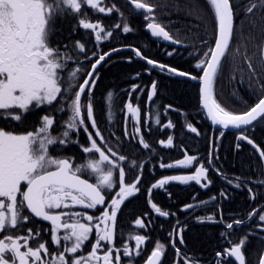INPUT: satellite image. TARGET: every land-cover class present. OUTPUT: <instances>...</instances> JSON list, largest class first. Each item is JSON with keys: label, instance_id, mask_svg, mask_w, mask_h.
<instances>
[{"label": "snow or ice", "instance_id": "obj_1", "mask_svg": "<svg viewBox=\"0 0 264 264\" xmlns=\"http://www.w3.org/2000/svg\"><path fill=\"white\" fill-rule=\"evenodd\" d=\"M104 0H0V264H122L123 256H139L140 246L144 244V235H135V252L125 245L123 249L115 246L117 234V217L125 202L140 192L138 185L141 176L135 175L134 182L126 183V168L121 162L127 160L126 155L118 154L112 147H107L105 137L98 128L95 118L94 90L99 79L98 68L110 52L97 54L90 70L80 60L65 50L61 52L59 47L52 46L50 34L52 25L58 17L75 15L78 18L76 27L83 30H91L95 33V41L111 38L112 31H105L97 22H91L87 16L86 8L90 7L99 13L111 14L119 12L115 5L102 6ZM135 10H142L147 22L146 28L150 30L151 36L162 37L164 41L173 44L183 43L174 38L165 26L157 22L155 17L156 6L148 0H128ZM208 11L211 12L213 21L211 40L201 36V42L206 48L197 57L192 71L179 70L176 67L159 63L154 59L147 58L139 49L133 48L135 56L146 61L152 68H158L161 72H167L175 76L198 82L200 106L206 111L207 118L213 125H219L222 129L229 127L242 129L237 136L238 141H245L251 145L264 160V150L246 134L247 129H254L256 124L261 123L264 118V0H245L246 7L237 4V0H205ZM236 8L243 12L241 20H237L239 13ZM257 12H260L257 18ZM151 14V15H149ZM193 14L192 11L189 12ZM207 12L198 8L197 19L201 21L205 35L208 32V23L204 20ZM249 27V33L243 32L244 21ZM120 28L121 24H116ZM239 28V31L237 30ZM259 29L261 33V44L259 54L254 60L251 56L244 58L249 80L257 85L253 88V94L257 96V102L240 113H234L226 109L214 95V84L222 75L224 61L227 60L231 46L234 42L239 43L242 39L250 42L255 37L251 30ZM123 33L127 34L133 29L124 23ZM103 34V36H102ZM87 38V32L85 33ZM239 52L240 49H235ZM73 52L86 53V46L81 41H75ZM173 53L169 52L171 56ZM192 55V53H190ZM235 58L234 56L232 57ZM85 59H89L86 55ZM130 59V58H129ZM151 75V69H146ZM139 76V73H137ZM251 86V85H250ZM140 85L134 84L128 92V101L123 105L130 114L135 136L138 144L144 149L150 148L141 134L140 122L141 111L138 106L131 102L132 93L136 92ZM143 91V89H140ZM157 95V81H152L147 101H153ZM139 97H137L138 101ZM109 104L113 101V93H107ZM103 101H100L102 103ZM44 107L55 113H62V131L53 134L56 123L53 115L45 114L41 117L39 126L34 131L17 134L10 122L23 124L24 117L37 109ZM171 108V105H168ZM113 113L109 112V119ZM128 118L125 116V137ZM156 123H160L159 116ZM89 125L94 132L89 131ZM166 127L172 128L169 122ZM187 128L192 133H198L193 124L188 123ZM82 130L90 146H83L86 154H98L86 163L75 164L71 158L57 157L50 149L55 145L65 146L70 143H80L78 137L72 138V133ZM224 132H220L222 137ZM95 137V138H94ZM101 141L97 143V139ZM164 143V141H160ZM173 144V137H167V146ZM241 145L236 144L239 149ZM213 149L209 150L207 163H213L211 157ZM217 159L219 157L217 156ZM198 157L187 155L178 160L177 164H161V168L182 167L189 168ZM137 167L133 160L129 165V172ZM220 173V170H216ZM208 168L201 164L191 175H171L160 179L148 189L151 195L152 189H160L170 181H179L187 184L195 181L197 185L202 180H207ZM88 176H94V182H90ZM237 180L239 178L237 177ZM232 183L231 180L228 181ZM264 184V180L259 181ZM235 187L240 188L241 183ZM118 191L110 195L114 189ZM250 198L255 199L252 189L249 188ZM220 195L227 198L221 191ZM215 200V197H212ZM206 203V202H205ZM80 207L82 209L99 210V215L87 214L86 212L73 211ZM160 216L167 217L170 213L161 211L155 203L151 204ZM194 207L188 204L182 211H188ZM50 222V242L58 249L51 252L48 243L41 235L42 230L37 228H25L30 220V215ZM258 215L261 231H264V209H256L248 214V219ZM203 222V218H200ZM208 221H214L213 216L207 217ZM222 222V221H221ZM244 223L243 219L227 222L225 227L232 230L234 226L239 227ZM135 225L145 227L140 219ZM15 230V231H12ZM25 231L26 235L18 234ZM176 239L171 240V245L180 255V249L176 247L184 244L183 228L175 229ZM62 233V234H61ZM94 234V237H93ZM229 236L230 233H222ZM94 238L90 251L86 255L80 254L86 242ZM63 242V243H62ZM248 235H245L233 243L228 241L230 247L224 252H217L216 256L222 258L223 264H247L245 247ZM165 245L156 243L154 250L147 256L145 264H160ZM23 249V250H22ZM102 253V254H101ZM131 264V261H129ZM189 264H199L198 261L189 260ZM258 264H264V255H258Z\"/></svg>", "mask_w": 264, "mask_h": 264}, {"label": "trees", "instance_id": "obj_2", "mask_svg": "<svg viewBox=\"0 0 264 264\" xmlns=\"http://www.w3.org/2000/svg\"><path fill=\"white\" fill-rule=\"evenodd\" d=\"M111 5H116L120 0H109ZM121 2L122 24L119 31V36L115 27V15L112 17L106 16L104 13H99L96 10H86L92 15H96L95 19L102 20L105 31H112L111 38L102 39L100 42L95 41V34L92 31L81 30L80 37L73 35L76 39H88L90 53L106 52L120 46H132L139 49L144 56L156 60L159 63L176 67L179 70L192 71L193 65L197 62L196 58L201 56V53L206 50L200 37L211 40L213 21L211 12L208 11V5L205 0H148V2L156 6L155 17L157 22L165 26L174 38L180 39L183 43L179 46H171L164 40L151 36L147 30L146 24L148 21L144 19V14L138 13L131 9V6L125 1ZM109 6V3L108 5ZM202 7L206 12L204 20L208 23V32L205 35L204 28L201 26V21L197 19L198 8ZM193 14L190 15L189 12ZM239 13L237 20H241L243 12ZM264 11V10H262ZM257 12V18L260 16ZM151 15V14H149ZM93 20V19H92ZM127 23L133 31L125 34L122 31L123 24ZM68 20L65 18L59 28L61 37L68 34ZM106 24H109L107 27ZM239 31V28L237 29ZM249 27L246 20L244 21L243 32L247 35ZM87 32V38L85 33ZM252 36L255 38L250 42L241 40L239 43L234 42L228 54V59L224 61L222 75L214 84V95L218 98L227 110L234 113H240L246 110L249 106L257 102V96L253 94L252 89L257 85L249 80V74L246 70V65L243 60L247 56H251L254 60L259 54L261 44V33L259 29L251 30ZM103 36V34H102ZM240 51L236 52L235 49ZM169 52L173 54L168 55ZM192 53V55H190ZM235 57L234 59L232 57ZM79 59V57L77 56ZM130 58V59H129ZM81 60V58H80ZM146 69H151V75ZM89 70V68H86ZM139 73V76H137ZM152 81H157V95L147 106V94L150 91ZM138 84L140 88L132 93L131 101L134 105L140 107L141 111V134L146 142L150 144V148L144 149L136 143L123 146V141L119 142V146L126 148V153L138 158V163L144 165L142 173V182L139 196L136 198L135 211H138V216L152 213V209L147 197L149 185L154 181L150 176H159L167 171V168H161L163 164H174L184 155L183 149L199 153L202 157L207 156L211 147V127L202 116L199 110V85L198 82L175 76L167 72H161L158 68H152L146 63L136 60L132 51H121L113 54L100 67L99 81L94 90L95 109L99 114L106 107L107 93H113L114 110H119V114L123 119L122 110L124 103L128 99V92L132 85ZM251 85V86H250ZM140 89H143L141 91ZM137 97H139L137 101ZM100 101H103L100 103ZM108 101V100H107ZM114 101L118 104L114 105ZM168 105L172 107L169 108ZM186 111H191L194 119L187 117ZM181 115L183 116L181 118ZM159 116L160 123H156V118ZM171 122L172 128L166 127ZM3 122H0L2 125ZM15 129V132L25 133L34 131L39 124L23 122H10ZM191 123L197 128L199 134L188 131L187 124ZM221 131H216L213 138V150L216 151L218 159V167L220 173L213 171L209 174L206 182L211 181L214 188L225 193L227 198L218 196L216 203L220 204V209L216 214L219 218L220 211L223 213L222 220L224 222H234L236 219H243L244 223L239 227L234 226L232 231L233 240L248 235L249 247H245L247 254V264H258V255L264 248V231H259L257 225L260 223L258 215L252 219H248V214L255 208L261 206L264 209V184L259 181L264 180V166L257 153L246 143L237 140L234 133L224 132L220 136ZM246 134L256 142L262 150H264V118L261 123L256 124L254 129H248ZM173 137V144L167 146V137ZM124 139V137H122ZM164 141V143H160ZM239 143L241 147L236 148ZM135 144V145H134ZM131 148V151H127ZM151 168V169H150ZM237 177L239 180H237ZM152 178V177H151ZM152 180V181H151ZM232 183L229 184L228 181ZM151 181V182H150ZM236 183H241V187H235ZM186 187H193L189 184ZM195 187V186H194ZM249 188L252 189V194L255 199L250 198ZM178 190V187L176 188ZM143 195V198H140ZM185 194H182L184 196ZM210 195H216L212 191ZM152 199L162 208L170 209L172 202L166 198L152 195ZM206 214L211 213L208 209ZM29 222L24 225L29 227ZM15 231V230H13ZM215 234L212 236L207 227L192 229L188 235V240L191 246L187 249L189 254L197 257L201 261L210 259L216 255V252L221 250V247H214L225 242V239L220 235L217 229L212 230ZM155 239L157 237L165 238V222L161 221L155 225ZM219 237H221L219 239ZM171 255L167 256L165 264H175L173 257V249L169 250ZM180 264V263H178ZM182 264V263H181Z\"/></svg>", "mask_w": 264, "mask_h": 264}, {"label": "flooded vegetation", "instance_id": "obj_3", "mask_svg": "<svg viewBox=\"0 0 264 264\" xmlns=\"http://www.w3.org/2000/svg\"><path fill=\"white\" fill-rule=\"evenodd\" d=\"M120 1H125V0H120ZM118 1L116 3V7L119 9V12H112L111 14H106V16L112 17L113 14L115 15V25L116 24H122V10H121V2ZM109 3V6H111V1H106L104 0L102 6L105 7H109L107 6ZM237 4H239L241 7H246L245 4V0H237ZM90 7H87L86 10H89ZM132 10L136 11L134 8L131 7ZM239 9V8H237ZM240 10V9H239ZM140 13V12H138ZM143 14V13H142ZM97 16L96 15H92L89 12H87V16L84 17L86 19H95ZM65 18L68 19V29L67 32L68 34H66L63 37H60L59 35V31L57 28V24H56V32L55 30L53 31V43L56 47L59 46V44L61 43L62 45H69L70 42V38L75 34L78 37H80L81 34V28L80 27H76V25L78 24V19L76 18L75 15H67L65 16ZM57 21V19H56ZM107 27L109 26V24H106ZM61 26V25H60ZM119 31L120 28H116V32L119 36ZM99 81V79H98ZM199 110L202 113V116L204 117V119L206 120V116L203 112V110L201 109L200 105H199ZM35 115H31L29 116V119L34 120L36 122H40V119L43 115L45 114H49V115H53L55 118L56 123L61 124V117L63 116L62 113L59 112H55L52 113L50 111H47L44 107H42L41 109H37L35 111ZM187 114V117L191 120L194 119V116L192 115L191 111H186L185 112ZM183 116L181 115V118ZM190 131V130H188ZM247 131V130H244ZM191 132V131H190ZM113 134H115L114 132H112ZM234 134H238L236 132H233ZM197 134V133H195ZM211 149H213V146L211 144ZM64 153H67L71 156H74L75 154H77L78 149L76 150L74 143H70L69 146L62 148L61 150ZM183 151L185 152L186 155H194L196 157H198V161H194L193 165L190 167V169H183L184 170V174L188 175V174H194L195 169L197 167H199L201 164H203L205 167L208 168V173H207V177H209V174L213 171H216L215 168L218 167V159H217V153L216 151L213 150V154H212V161L213 163L211 165H209L207 163L208 159H209V153L208 156L206 157L207 160L206 161H202L205 160V157H202L199 153L193 152L191 151V153L189 151H187L186 149H183ZM80 153H82L83 155H85V153L83 152V150L80 151ZM65 154V155H67ZM184 154V156H185ZM68 156V155H67ZM62 158H68L65 156H59ZM73 161L74 159L71 158ZM87 160L83 163H86ZM75 164H82L81 162H75ZM122 163V162H121ZM129 168H126V183L127 182H134V177L136 175V171L133 169L132 172L128 171ZM88 178L90 182H94V176H88L85 177ZM208 182H206L205 180L201 181V184H207ZM192 185H195V187H183L180 186L178 188V190L173 189L171 191V202L174 206H179L181 208H183L184 206L188 205V204H197V203H201V202H206V205L202 206V205H196L194 206L192 209H189L188 211L185 212V215L182 219V228H183V238L185 243L184 244H179L177 241L176 247L180 249V255L176 254V249L172 247L171 245V240H175L176 236L172 239H168V240H162V241H156L155 240V236L152 234H143V231L139 226L135 225V221L137 220L138 217V211H135V202H136V198H138L139 196H134L129 198L125 204L122 206V210L120 213H118V217H117V234H116V239H115V246L118 248H121V250L123 249V247L125 245H127L130 250L133 251V253L135 252V240H134V236L135 235H144L146 237V240L144 242V244H142L140 246L141 248V253L139 256L133 255L131 257H125L123 256V253L121 251V260H122V264H129V261H131V264H145V261L147 259V256L150 255L151 251L154 250L155 244L156 243H161L164 244L166 247L162 253V257L160 260V264H165L167 262V256L171 255V252L169 251L170 248L173 249L174 253H173V257L175 260V264L178 263H182V264H188L189 261L187 260L186 257H189V251L186 247L191 246V242L188 240V235L191 232L192 229L195 228H200V227H207L210 231V234H212V236L215 234L212 230L213 229H217L220 231V235H222V233H226L227 231H230L228 229H226L225 224L222 221V217L224 216L223 213L220 211L219 213V218L217 217L216 214V210L218 211L220 209V204L216 203L218 200V196L220 195V190L214 188L213 185H209L208 187H202L201 185H197L194 182L191 183ZM118 191V188L114 189L112 191V193H110V195H114L115 192ZM212 191L216 192V195H210L212 193ZM222 191V190H221ZM182 194H185L184 196H182ZM212 197H215V200L212 199ZM143 198V195L140 197ZM208 209V211H210L211 213L206 214L205 210ZM73 211H80V212H86L87 214L91 215V214H96L99 215V210H90V209H82L80 207H77L75 209H72ZM208 216H213L214 217V221H209L207 223H197L196 219L203 217L206 218ZM39 224V222H38ZM37 224V226H38ZM62 234V233H61ZM223 236V235H222ZM94 237V234H93ZM221 237H219L220 239ZM223 238L225 239V242H220L219 245L214 246V247H221V250H219V252H222L223 249L230 247V244L228 243L229 240H231L233 243L234 240L233 238H231L230 236H223ZM94 242V238H90L89 242H86V246L85 248L82 250V252L80 254H84L86 255L87 252L90 251V246L91 243ZM63 243V242H62ZM249 243L247 242L246 247H249ZM51 252H57L60 251L61 249H58L55 245H53V247H49ZM23 250V249H22ZM102 254V253H101ZM222 259V258H220Z\"/></svg>", "mask_w": 264, "mask_h": 264}, {"label": "water", "instance_id": "obj_4", "mask_svg": "<svg viewBox=\"0 0 264 264\" xmlns=\"http://www.w3.org/2000/svg\"><path fill=\"white\" fill-rule=\"evenodd\" d=\"M124 48H120L119 49V51L120 50H123ZM132 50V49H131ZM115 52H117V51H111V54H113V53H115ZM137 59H140V60H143V61H145L144 59H141V58H138L137 57ZM146 62V61H145ZM206 112V111H205ZM209 121H210V123L212 124V122H211V120L210 119H208ZM213 125V124H212ZM215 128H219V129H222V127L221 126H219V125H213ZM224 130H229V131H238V130H242V129H235V128H232V127H229L228 129H224ZM264 161V160H263ZM40 219V218H39Z\"/></svg>", "mask_w": 264, "mask_h": 264}, {"label": "rangeland", "instance_id": "obj_5", "mask_svg": "<svg viewBox=\"0 0 264 264\" xmlns=\"http://www.w3.org/2000/svg\"><path fill=\"white\" fill-rule=\"evenodd\" d=\"M17 134H24V133H17Z\"/></svg>", "mask_w": 264, "mask_h": 264}]
</instances>
